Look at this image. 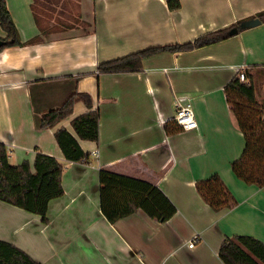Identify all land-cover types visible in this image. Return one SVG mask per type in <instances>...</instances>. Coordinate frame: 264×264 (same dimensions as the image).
<instances>
[{
    "label": "crops",
    "instance_id": "0c3cea01",
    "mask_svg": "<svg viewBox=\"0 0 264 264\" xmlns=\"http://www.w3.org/2000/svg\"><path fill=\"white\" fill-rule=\"evenodd\" d=\"M4 1L22 42L42 35L33 0ZM179 1L181 8L171 10L169 0H79L85 25L0 53V143L9 162L14 156L16 165L33 163L37 153L55 157L64 166L65 190L50 203L48 224L0 201V240L40 264H224L219 250L226 238L264 242V188L233 172L245 139L225 93L237 69L244 67L254 83L253 72L264 68V22L210 46L147 58L140 72L98 70L104 62L190 43L264 11V0ZM77 91L93 97L100 137L80 141L90 158L72 163L54 134L71 130L85 105L78 103L55 129L43 130L41 116ZM178 98L193 104L197 129L168 131ZM256 98L264 103V88H256ZM101 170L156 185L177 213L160 223L138 210L110 223L101 210ZM215 174L237 201L218 213L197 190L199 181ZM197 234L200 240L190 248Z\"/></svg>",
    "mask_w": 264,
    "mask_h": 264
},
{
    "label": "trees",
    "instance_id": "16d2710c",
    "mask_svg": "<svg viewBox=\"0 0 264 264\" xmlns=\"http://www.w3.org/2000/svg\"><path fill=\"white\" fill-rule=\"evenodd\" d=\"M171 10L181 8L179 0H169ZM31 9L35 22L42 35L63 32L83 22L79 0H33ZM76 18V20L71 19ZM61 18H69L66 25H59ZM254 18L264 22V11ZM238 22L228 28L205 34L193 42L153 47L116 60L99 65L100 73L140 72L144 60L160 53L189 52L210 46L234 36L232 30L239 27ZM0 27L5 33L0 36V53L10 47L32 45L42 41V35L26 43L22 42L19 30L8 11L5 1L0 0ZM248 83L241 82L236 75L225 89L228 103L231 105L240 131L244 135L245 149L232 169L237 178L247 185L264 188V103L256 98L253 77L245 71ZM83 103L85 113L71 121V130L62 127L55 131V139L68 162H87L86 153L80 141L98 142L100 137V114L94 107L93 97L86 92L77 91L64 104L41 116L43 130L55 129L59 124L73 116L75 106ZM176 132L182 131L175 121L169 123ZM64 166L55 157L37 153L34 162L23 161L19 165L9 162V151L0 143V201L38 215L42 222L49 223L48 212L53 200L64 196ZM100 193L101 210L107 220L117 221L131 216L138 210L160 223L169 221L176 213V206L154 184L101 170ZM197 190L203 200L214 212L231 209L237 201L217 174L199 181ZM219 257L224 264H264V242L250 236L226 238L219 250ZM0 264H40L17 246L0 240Z\"/></svg>",
    "mask_w": 264,
    "mask_h": 264
},
{
    "label": "built area",
    "instance_id": "2783aa9c",
    "mask_svg": "<svg viewBox=\"0 0 264 264\" xmlns=\"http://www.w3.org/2000/svg\"><path fill=\"white\" fill-rule=\"evenodd\" d=\"M238 77L242 82L246 81L245 68L237 69ZM176 124L184 130H192L198 128L193 104L187 99H177V109L174 117ZM98 157V153L95 154ZM200 236L197 234L191 240L189 247L193 248L199 242Z\"/></svg>",
    "mask_w": 264,
    "mask_h": 264
},
{
    "label": "rangeland",
    "instance_id": "374dc122",
    "mask_svg": "<svg viewBox=\"0 0 264 264\" xmlns=\"http://www.w3.org/2000/svg\"><path fill=\"white\" fill-rule=\"evenodd\" d=\"M71 19L76 20V18L71 17ZM73 20H69V18H61V20H59V22H57V24L59 25H66L70 22L75 23L76 21ZM254 73V83L257 89L260 88H264V68L258 69L256 71L253 72ZM10 156V155H9ZM10 162L12 165H16V159L14 156H12V158L10 159ZM75 261L77 260V258L74 259Z\"/></svg>",
    "mask_w": 264,
    "mask_h": 264
},
{
    "label": "water",
    "instance_id": "95a60500",
    "mask_svg": "<svg viewBox=\"0 0 264 264\" xmlns=\"http://www.w3.org/2000/svg\"><path fill=\"white\" fill-rule=\"evenodd\" d=\"M260 24H262V20L259 18H254V19H250V20H246L241 22V24L239 25V27L235 28L232 30L233 34H237L240 31H244V30H248L254 27L259 26Z\"/></svg>",
    "mask_w": 264,
    "mask_h": 264
}]
</instances>
